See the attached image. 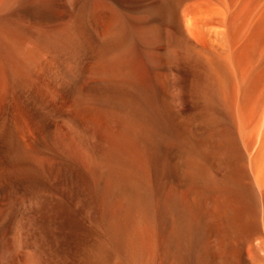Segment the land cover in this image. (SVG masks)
<instances>
[{"label": "bare ground", "instance_id": "obj_1", "mask_svg": "<svg viewBox=\"0 0 264 264\" xmlns=\"http://www.w3.org/2000/svg\"><path fill=\"white\" fill-rule=\"evenodd\" d=\"M0 264H264V0H0Z\"/></svg>", "mask_w": 264, "mask_h": 264}]
</instances>
